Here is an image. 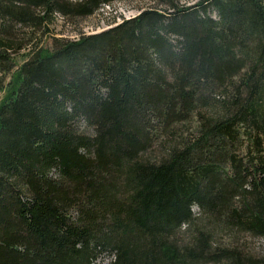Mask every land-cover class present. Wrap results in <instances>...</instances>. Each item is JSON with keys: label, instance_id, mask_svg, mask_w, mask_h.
<instances>
[{"label": "trees", "instance_id": "obj_1", "mask_svg": "<svg viewBox=\"0 0 264 264\" xmlns=\"http://www.w3.org/2000/svg\"><path fill=\"white\" fill-rule=\"evenodd\" d=\"M114 1L127 0H0V73L30 49L18 26ZM33 47L0 108V264H264L194 226L176 236L193 206L264 236V0L146 11L44 58ZM158 138L173 146L144 161Z\"/></svg>", "mask_w": 264, "mask_h": 264}, {"label": "rangeland", "instance_id": "obj_2", "mask_svg": "<svg viewBox=\"0 0 264 264\" xmlns=\"http://www.w3.org/2000/svg\"><path fill=\"white\" fill-rule=\"evenodd\" d=\"M71 3H78L80 0H66ZM202 0H164V1H150V0H127L114 1L101 6L93 15L88 17H62L56 15V19L48 30L37 31L36 33L18 26L16 29L19 36L25 39L26 43H30V49H25L13 58L11 69L5 73H0V80L2 87L0 89V108L7 103L14 95V93L21 86L20 71L23 65L31 58V47L37 48L41 51L42 57H48L54 51L56 41L63 43H79L84 37H92L109 32L122 25L124 22L134 20L146 11H155L161 14H172L176 10L195 8ZM175 6V9L171 8ZM214 19H218L216 13H211ZM22 28V29H21ZM35 33V34H33ZM33 38V42L30 40ZM193 121L186 122L183 128L191 129ZM195 124V123H194ZM82 130L87 134H93L88 130L84 123L81 125ZM182 128V129H183ZM236 146L231 150L236 156L240 157L243 162H247L246 147L247 141L245 136L241 135ZM160 146L172 147L173 143L166 140V138H158L153 140L151 149L147 150L142 155L144 161H150L155 164L159 159ZM229 157H226L223 163L225 176L233 177L234 172L231 168ZM230 160V159H229ZM245 180L249 178L248 172L245 174ZM193 220L191 224L188 223L182 226L181 231L177 233L179 242L188 243L194 236L193 231L189 228L194 226V229L203 230L212 241L213 248H224L235 250L244 255L264 258V236H254L248 232H241L234 229L232 223L228 221V216L224 215L221 218L212 209L200 208L193 206ZM116 256L109 255L96 261L95 264H115ZM208 264V263H207Z\"/></svg>", "mask_w": 264, "mask_h": 264}]
</instances>
